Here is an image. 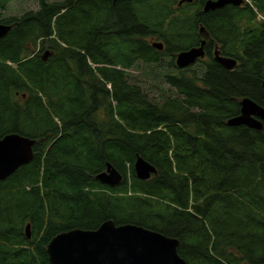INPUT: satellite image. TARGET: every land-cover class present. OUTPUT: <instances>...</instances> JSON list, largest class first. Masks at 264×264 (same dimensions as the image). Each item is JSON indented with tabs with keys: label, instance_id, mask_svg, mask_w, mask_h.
Listing matches in <instances>:
<instances>
[{
	"label": "trees",
	"instance_id": "obj_1",
	"mask_svg": "<svg viewBox=\"0 0 264 264\" xmlns=\"http://www.w3.org/2000/svg\"><path fill=\"white\" fill-rule=\"evenodd\" d=\"M36 1L0 12V138L35 139L0 181V264H52L56 234L109 219L178 238L188 264H264V121L227 124L244 97L264 107V0L207 12L206 0ZM201 24L205 57L178 67ZM108 163L123 175L113 187L96 179Z\"/></svg>",
	"mask_w": 264,
	"mask_h": 264
},
{
	"label": "water",
	"instance_id": "obj_2",
	"mask_svg": "<svg viewBox=\"0 0 264 264\" xmlns=\"http://www.w3.org/2000/svg\"><path fill=\"white\" fill-rule=\"evenodd\" d=\"M185 1L192 0H180L179 4ZM228 2L240 4L242 0H206L203 11L221 8ZM9 29V25L0 23V37L6 35ZM199 33L202 38L199 46L176 55L178 67H188L205 57L206 43L212 38L202 24ZM153 45L158 49L164 47L163 42L155 41ZM214 58L230 70L238 64L236 58L223 55L218 45ZM262 86L264 88V81ZM263 121L264 107L250 97H244L240 114L230 118L227 124L261 129ZM34 144L35 139L18 133H9L0 138V181L32 160ZM134 170L136 176L143 180L157 172L155 166L141 156L136 159ZM96 179L113 187L123 180V175L108 163L106 170L97 174ZM26 234L28 238L31 236L30 224L26 226ZM179 245L176 237L133 223L117 224L109 219L96 229L74 228L56 234L47 244L46 251L52 264H188L178 252Z\"/></svg>",
	"mask_w": 264,
	"mask_h": 264
},
{
	"label": "rangeland",
	"instance_id": "obj_3",
	"mask_svg": "<svg viewBox=\"0 0 264 264\" xmlns=\"http://www.w3.org/2000/svg\"><path fill=\"white\" fill-rule=\"evenodd\" d=\"M38 7L36 0H17L10 4L6 11H0L3 15L20 14L27 9H36ZM137 73V72H136Z\"/></svg>",
	"mask_w": 264,
	"mask_h": 264
},
{
	"label": "flooded vegetation",
	"instance_id": "obj_4",
	"mask_svg": "<svg viewBox=\"0 0 264 264\" xmlns=\"http://www.w3.org/2000/svg\"><path fill=\"white\" fill-rule=\"evenodd\" d=\"M226 5H227V6H238V7H241V8H243V9H246V10L249 11V6L251 5V2H250V0H242V2H241L240 4H235V3H233V2H228ZM226 5H225V6H226ZM223 7H224V6H223ZM218 9H219V8H218ZM215 10H216V9H215ZM259 18H261V16H260ZM215 47H216V44H215L213 50H215ZM213 55H214V52H213ZM198 60H199V59H198ZM198 60H197V61H198Z\"/></svg>",
	"mask_w": 264,
	"mask_h": 264
}]
</instances>
